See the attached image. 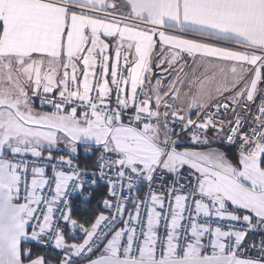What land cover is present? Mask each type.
Instances as JSON below:
<instances>
[{
    "label": "snow or ice",
    "instance_id": "1",
    "mask_svg": "<svg viewBox=\"0 0 264 264\" xmlns=\"http://www.w3.org/2000/svg\"><path fill=\"white\" fill-rule=\"evenodd\" d=\"M261 231L264 0H0V264H264Z\"/></svg>",
    "mask_w": 264,
    "mask_h": 264
},
{
    "label": "trees",
    "instance_id": "2",
    "mask_svg": "<svg viewBox=\"0 0 264 264\" xmlns=\"http://www.w3.org/2000/svg\"><path fill=\"white\" fill-rule=\"evenodd\" d=\"M44 109V108H43ZM45 110V109H44ZM183 139V138H182ZM187 140L188 137H185ZM83 149V148H81ZM81 151V150H80ZM232 151V150H230ZM85 157L83 153L81 152L80 155V166L83 167L85 163ZM96 159L95 155L90 156L87 158V162L91 164L92 161ZM107 197V189L104 185L98 186L93 192L90 198L87 201H84L80 199L78 202L75 201L78 199V196L74 197L71 200V209H72V215L73 218L78 219L80 223H87L88 221L92 220L96 214H98L100 211H104L105 213L107 210L103 208L102 199ZM68 235V230H66ZM81 234L77 232V238ZM72 242V241H69ZM34 249V255L36 256H47L48 258H54L55 252L54 250L45 249L42 248L39 245H32ZM85 261V260H82ZM81 263V262H80Z\"/></svg>",
    "mask_w": 264,
    "mask_h": 264
},
{
    "label": "built area",
    "instance_id": "3",
    "mask_svg": "<svg viewBox=\"0 0 264 264\" xmlns=\"http://www.w3.org/2000/svg\"><path fill=\"white\" fill-rule=\"evenodd\" d=\"M221 99H223V97H221ZM36 101V103L38 104V106L40 107V104H39V100L38 99H34ZM44 109L46 110H50L48 108V106H45ZM241 112L243 111L242 109L240 110ZM193 118H195V116H193ZM222 119H231L232 118V114L231 112L229 113V115L227 117H221ZM178 130V129H177ZM187 136H182V138H185ZM223 146V145H222ZM48 172L50 174V169H48ZM101 185H104L103 183H101ZM100 185V186H101ZM148 192V187L146 185H144L143 183L138 187L137 189V193H138V197L139 198H143L145 196V194ZM76 197V196H75ZM74 197L71 198V200L73 199ZM108 214V212H106V215ZM264 236V233H261V232H257L255 233L254 235L250 236V239L254 240L255 243H259L260 242V239L261 237ZM46 249V248H45ZM47 249H50V250H53L52 248H47ZM242 255H248V253H244ZM82 260H78L77 261V264L80 263Z\"/></svg>",
    "mask_w": 264,
    "mask_h": 264
},
{
    "label": "rangeland",
    "instance_id": "4",
    "mask_svg": "<svg viewBox=\"0 0 264 264\" xmlns=\"http://www.w3.org/2000/svg\"><path fill=\"white\" fill-rule=\"evenodd\" d=\"M35 109H36V111H41V110H43V111H48V110H44V109H41L40 107H36L35 106ZM188 143V139L187 140H184V144H187ZM219 147H221V148H223V146L222 145H218ZM81 151L80 152H82L83 153V149H80ZM235 154V151H234V149L232 150V151H229L228 152V155L231 157V156H233ZM98 155V154H97ZM263 233H264V231H263Z\"/></svg>",
    "mask_w": 264,
    "mask_h": 264
},
{
    "label": "crops",
    "instance_id": "5",
    "mask_svg": "<svg viewBox=\"0 0 264 264\" xmlns=\"http://www.w3.org/2000/svg\"><path fill=\"white\" fill-rule=\"evenodd\" d=\"M157 75H159V73H157ZM186 87V86H185ZM34 105L36 106V107H39L38 106V104L36 103V101L34 100ZM181 140H186L185 138H183V139H181ZM81 198H79L78 197V199L77 200H75V201H79ZM74 200V199H73ZM106 214V213H105ZM66 230H68V233L71 231V229H69L67 226H65L64 227V233L66 234L67 233V231ZM261 233H263V231H261ZM34 245V244H33ZM78 264H87V262L86 261H81V263H78Z\"/></svg>",
    "mask_w": 264,
    "mask_h": 264
}]
</instances>
